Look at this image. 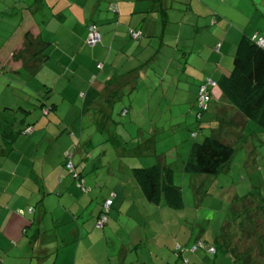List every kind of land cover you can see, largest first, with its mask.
<instances>
[{"label":"crops","instance_id":"1","mask_svg":"<svg viewBox=\"0 0 264 264\" xmlns=\"http://www.w3.org/2000/svg\"><path fill=\"white\" fill-rule=\"evenodd\" d=\"M28 3L29 11L24 9ZM5 10L13 17H0V78L21 86L30 105L19 106L6 124L15 130L31 124L32 130L16 133L10 143L0 132V263L227 264L231 246L221 256L217 249H188L203 236L194 237L193 228L180 241L177 229L168 225L169 236L161 239V206H166L141 198L123 168L133 157L123 149L125 140L111 153L118 165L107 171L102 166L117 133L115 114L141 121L142 106L151 109L134 95L141 101L157 93L143 82L158 78L157 66L165 93L180 102L179 127L186 137L183 128L192 125L191 96L198 83L230 66L241 35L264 39V0H1L0 12ZM90 22L100 32L94 44L85 39ZM26 31L46 43L41 48L46 56L34 70L12 55ZM105 128L109 132L103 136ZM140 133L139 143L157 150L160 137ZM67 153L73 162L78 159L74 164L82 182L64 169ZM154 153L148 150L142 163H169L184 154L167 161ZM108 197L111 205L102 213L106 222L97 227ZM227 221L222 223L227 237L238 236L232 225L225 227ZM216 235L206 237L208 246H215ZM176 244L186 249L175 254Z\"/></svg>","mask_w":264,"mask_h":264},{"label":"trees","instance_id":"2","mask_svg":"<svg viewBox=\"0 0 264 264\" xmlns=\"http://www.w3.org/2000/svg\"><path fill=\"white\" fill-rule=\"evenodd\" d=\"M44 1L47 3V0ZM30 6L31 4L28 3L24 9L29 11ZM49 6H51V4H49ZM0 15V17L5 19H12L13 12L5 10L4 12H0ZM258 37V35L253 36V34L241 35L232 52L230 66L223 69V71L217 72V74L213 76H206L198 83L195 93L191 96L193 99L192 125L183 128L186 137L182 136V140H186L189 135L196 136L203 128L209 129L210 132L204 135L200 140L192 141L184 159L177 161L174 155L180 152H176L173 147H168L163 154H161V158L165 156L168 161L169 156H172L174 159H169L171 162L148 161L146 163L141 162L135 164L132 160L133 157H143L148 150L153 151L154 149V154L158 156L159 154H157L156 148L153 147V145L151 146L149 142H147V144L145 142L139 143L138 140L137 146L130 150L128 147H125L126 142H123L125 143L123 144L125 147L123 149H127V153H131L133 156L126 159V165H124L123 168L127 169L128 175L137 183L141 198L150 203L161 202L175 209L182 207L184 204L181 186L174 179V172L177 170L178 165L177 162L181 165L180 169L186 172L197 175L217 174L226 166L227 168L229 167L228 163L235 151L233 140L239 139L243 141L242 145H245L248 141L255 142L259 137L258 135L264 132V45L258 42ZM45 44L44 40L37 39V37L32 36L30 31H26L23 36L22 47L13 51L12 55L16 59H22V65L25 66V68L27 67L30 70H34L37 62H40L43 57L46 56V54L41 53V48ZM201 85H204V88L199 90ZM200 95H206L207 97L205 99L202 98L201 101ZM226 110L236 112L241 122L239 123V121L233 120L228 115L229 113L226 114ZM122 111L125 112L126 110L123 109ZM249 120L253 121L257 128L252 127L251 130H247L248 135H243L242 132L245 130V127H247ZM10 124L11 122H9V125L0 124L1 137L9 143L16 133L19 132L23 134L27 132L25 131L27 127L30 126L32 128L31 124H25L23 127L15 130ZM225 129H234L236 132L234 139L229 140L227 136L223 134L225 133ZM148 137L150 138V136ZM115 138L114 135L111 140L114 139L113 142L119 144V140L117 141V138ZM151 140V144L154 143L155 146V140L152 138ZM1 145L2 144H0V146ZM248 145L249 144H247L246 147L248 157H255L248 152V148L254 152V147ZM69 158L73 164L74 174L71 172L69 173H71L76 182H82L83 179L72 161L71 153ZM138 159L140 161L145 160L144 157ZM65 162L66 156L63 162L64 169ZM204 190L206 191V189ZM111 197H108L110 199V204L107 208L104 207V202L107 198L103 200L100 215L108 211L112 202ZM244 207L245 206H243V208ZM239 212L241 211H238L235 216L230 218L231 221H227L230 225L237 224L236 228L233 230L239 231V235L236 237L234 236V238L227 237L225 233L227 231L224 229V225H221L220 231L217 233L214 240L222 244L221 248L226 252L228 251V246H231V251L229 250V252L233 258H240L245 264H260L264 257V218L256 217L253 219L252 217L246 220L244 217L239 216ZM263 214L262 212V216ZM105 222L106 219L103 224ZM227 222L225 224L226 228L229 225ZM247 222L249 223L244 225V223ZM103 224L97 227H103ZM198 241L202 242L201 245L198 244L193 250L203 248L211 251L209 249L210 246L205 244L201 239L194 241L192 244ZM177 245L179 244H176L173 248V252L176 254L177 250L186 249L184 245H179L178 249V247H176ZM191 245L188 246V249H190ZM214 248L215 250L217 249L216 246H214Z\"/></svg>","mask_w":264,"mask_h":264},{"label":"rangeland","instance_id":"3","mask_svg":"<svg viewBox=\"0 0 264 264\" xmlns=\"http://www.w3.org/2000/svg\"><path fill=\"white\" fill-rule=\"evenodd\" d=\"M21 2L23 3L24 1ZM20 7L22 6H17V8ZM2 24V20L0 19V25ZM155 70L158 78H155L153 81L145 79L143 82L148 84L152 89L156 87L157 93L156 91L155 93L153 92L150 100H148V95L141 101H138L137 96L134 95L137 103L142 105L149 102L151 109L146 111L145 106H142V109L139 110L141 121L134 120L132 118L133 116L130 117L129 115H123L121 112H117L113 118L115 127L113 126L112 128L116 129L117 133L116 135L113 134L117 138V141L125 140V145L132 150L137 146L138 136H141L140 132L147 135L146 137L150 135L148 132L154 133L160 137L157 138L156 143L157 154L161 155L165 149L173 147L176 152L184 153L181 158L184 159L192 141L200 140L204 135L209 134L210 131L207 128H203L196 136L189 135L186 140H182V130L178 123L183 119V115L178 111L180 102L177 96L171 93H165V86H163L161 80H159L161 76L160 66L155 67ZM12 83L6 84V80L0 78L1 125L6 124V121L12 119L17 112L16 110L19 111V106L26 109L30 108V105L23 100L25 97L24 94L22 95L21 93L23 92V89L20 88L21 86ZM4 87L6 89H4ZM170 87L172 91L173 87ZM28 93L32 94L33 92ZM172 99H174V101H172ZM168 103L170 104V109L169 106H167ZM6 106H11L12 110H8ZM226 114L233 120H237L239 123L241 122L236 112L228 110ZM60 127L62 128V126ZM252 127H256V124L249 120L247 127H245V130L242 132L243 135H248L247 130H251ZM108 132L107 128L103 129V136H106ZM224 132L226 134H223L226 135L229 140L234 139L236 134L234 129H225ZM258 136L256 140L254 139L255 142H247L250 147H254V152L248 148L249 154L255 157H248L246 151L247 144L242 145L243 141L239 139L233 140L235 151L228 163L229 167L227 168L226 166L217 174L197 175L186 172L180 168L175 170L174 179L181 186L184 205L175 209L163 203L166 208L161 206V239H164L165 236H169L168 233L171 230L168 229V225H173L177 229V236L180 241L183 234L189 232V230L193 228V236L195 237L199 234L203 235L201 240H204L205 244H207L206 237L213 240L214 233H219L223 221L228 217L231 218L235 216L238 211H241L239 212V216L244 217L246 220L252 217L253 219L256 217L264 218V214L262 216V212L264 213V132L260 133ZM113 141L114 139L111 140V143H108L111 146L107 147V153L109 152L110 154L105 156L106 161L102 166L104 171L118 165V160H113L111 155L113 146L116 147L118 145L116 144L117 142L114 143ZM138 158L143 157L134 156L132 160L135 164L143 162V160L140 161ZM171 158L172 156H169L168 160ZM77 162L78 159L74 158V163L76 164ZM78 167L81 168V166ZM204 189H206V191ZM243 206L245 207L243 208ZM248 223L249 222L244 223V225ZM236 226L237 224H233L232 230L235 229ZM172 230L176 231L173 227ZM213 242L217 247L218 256H221V254H223L222 251H224L221 248L222 244L215 242V240ZM198 251L204 253L205 250L199 248ZM227 255L228 258L224 263L245 264L242 259H235L230 254ZM211 256L214 257L213 253ZM177 263L183 264L181 261H177ZM260 264H264V257Z\"/></svg>","mask_w":264,"mask_h":264},{"label":"built area","instance_id":"4","mask_svg":"<svg viewBox=\"0 0 264 264\" xmlns=\"http://www.w3.org/2000/svg\"><path fill=\"white\" fill-rule=\"evenodd\" d=\"M132 33H133L132 34L133 36L138 35L137 31H133ZM253 36H255V35H253ZM85 39L89 44H94L100 40V32H99L95 23L91 22L87 25V32H86V38ZM258 42H260L261 44L264 45V39L262 37H258ZM203 88H204V85H201L199 90H202ZM206 97H207L206 95H200L201 101H202V98L205 99ZM31 129L32 128L29 126L25 129V131L30 132ZM69 157H70V154L67 153L66 154L65 169L68 170V172L73 173V164H72ZM109 204H110V199L107 198L104 202V207L107 208L109 206ZM105 219H106V217L104 215H100L99 218L96 220V226H101L103 224V222L105 221ZM201 243L202 242L198 241V242L192 244L190 249L193 250L198 244L201 245ZM176 247H178V249H179V245H177ZM209 249L211 251H215L214 246H210Z\"/></svg>","mask_w":264,"mask_h":264}]
</instances>
